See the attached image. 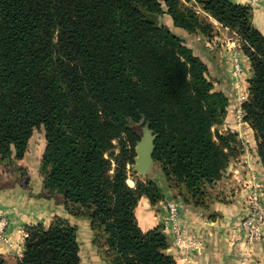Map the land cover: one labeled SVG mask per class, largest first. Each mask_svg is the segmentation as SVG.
Returning a JSON list of instances; mask_svg holds the SVG:
<instances>
[{
	"label": "trees",
	"instance_id": "obj_1",
	"mask_svg": "<svg viewBox=\"0 0 264 264\" xmlns=\"http://www.w3.org/2000/svg\"><path fill=\"white\" fill-rule=\"evenodd\" d=\"M211 40L215 22L232 32L252 77L243 103L264 163V35L253 9L232 0H0V163L16 166L37 130L43 197L87 220L104 264H178L162 226L144 232L142 198L165 200L157 180L139 178L136 147L145 126L175 198L209 211L218 183L244 151L220 132L229 99L204 61L159 19ZM17 168L23 188L30 178ZM146 177V176H145ZM135 186L129 185V180ZM24 252L0 264H82L78 228L57 216L27 226Z\"/></svg>",
	"mask_w": 264,
	"mask_h": 264
},
{
	"label": "crops",
	"instance_id": "obj_2",
	"mask_svg": "<svg viewBox=\"0 0 264 264\" xmlns=\"http://www.w3.org/2000/svg\"><path fill=\"white\" fill-rule=\"evenodd\" d=\"M232 1L252 7L253 24L264 35V0ZM166 21V25L207 65L215 89L228 97L227 118L219 131L237 133L244 144V151L231 163L223 180L218 183L221 197L209 211L185 204L165 186L162 187L165 200L158 205L153 206L147 198L140 200L135 211L139 226L144 232L162 226L170 242L167 254L173 256L178 264H264V236L259 242L248 245L242 229V219L248 213L253 188L261 190L264 201V163L257 153L254 131L237 119V110L243 104L241 99L246 101L248 98L249 80L252 77L250 61L237 44L228 43L230 38L236 39L232 32L217 22V34L208 40L174 27L167 15ZM235 54L241 57L244 68L239 86L232 72V57ZM29 149L25 158L19 162L22 169L24 166L21 163H25L29 157ZM40 163L35 172L25 167L30 178L29 189L23 188L22 181L11 188H0V223L7 221V241L0 242V256H21L24 252L26 227L39 224L49 226L55 217L60 216L78 228L82 264H104L93 244L89 221L71 216L57 199L43 197ZM129 185L134 187L133 180L129 181ZM168 200L179 204L177 228L168 220ZM179 236L183 241L178 240ZM191 241L196 242V246L189 245Z\"/></svg>",
	"mask_w": 264,
	"mask_h": 264
},
{
	"label": "built area",
	"instance_id": "obj_3",
	"mask_svg": "<svg viewBox=\"0 0 264 264\" xmlns=\"http://www.w3.org/2000/svg\"><path fill=\"white\" fill-rule=\"evenodd\" d=\"M228 43L237 44V40L230 38ZM232 71L237 85L242 82L244 76V68L241 57L235 54L232 57ZM241 102H245L241 99ZM237 119L240 123L244 122V110L243 104L237 110ZM166 208L168 212V220L176 227L180 218L179 204L174 200H168L166 202ZM7 227V221L3 220L0 223V242H6L7 238L5 235V229ZM177 228V227H176ZM242 229L245 233L246 242L248 245H253L259 242L264 236V201L263 193L258 188H253L249 197L248 213L242 219ZM179 241H183L182 238L178 237ZM189 245L196 246V242L191 241Z\"/></svg>",
	"mask_w": 264,
	"mask_h": 264
},
{
	"label": "rangeland",
	"instance_id": "obj_4",
	"mask_svg": "<svg viewBox=\"0 0 264 264\" xmlns=\"http://www.w3.org/2000/svg\"><path fill=\"white\" fill-rule=\"evenodd\" d=\"M160 20H161V24L167 26L166 25L167 24L166 15L164 17H161ZM233 77H234V74H233ZM29 145H30L29 146V148H30L29 149V157L27 158V160H25V163H21V164H23L22 167L24 166L23 170L26 171L25 167H29L35 172L37 165L42 160L41 156H42V154H44L45 147H46V139H45L44 131L43 130L35 131ZM21 161H19V162H21ZM19 162L17 163L16 166L18 168H21V166L19 165ZM16 166L15 165L14 166H12V165L8 166L6 164L0 163V188L1 189L11 188L15 185H19L20 173L17 171ZM134 171H135V169H134ZM136 174L138 175L139 178H142L145 180L146 179L157 180V183H159L161 187L167 186V183H166L165 179L163 178L161 170L156 163L153 164L151 171L149 172V174L146 177L140 176L137 172H136ZM130 180L132 181V179H130ZM23 182H25V179L22 180V183ZM133 182H134V180H133ZM133 186H135V182H134Z\"/></svg>",
	"mask_w": 264,
	"mask_h": 264
},
{
	"label": "water",
	"instance_id": "obj_5",
	"mask_svg": "<svg viewBox=\"0 0 264 264\" xmlns=\"http://www.w3.org/2000/svg\"><path fill=\"white\" fill-rule=\"evenodd\" d=\"M160 19L159 24L161 25ZM142 125L144 127L142 129L141 139L136 147V158L133 167L140 176L145 177L149 174L154 164L157 136L154 135L149 126H145V120L142 121Z\"/></svg>",
	"mask_w": 264,
	"mask_h": 264
}]
</instances>
